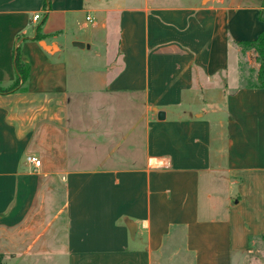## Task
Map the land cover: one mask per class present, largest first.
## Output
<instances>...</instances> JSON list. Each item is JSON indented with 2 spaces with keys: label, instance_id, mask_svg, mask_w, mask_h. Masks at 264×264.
Masks as SVG:
<instances>
[{
  "label": "crops",
  "instance_id": "1",
  "mask_svg": "<svg viewBox=\"0 0 264 264\" xmlns=\"http://www.w3.org/2000/svg\"><path fill=\"white\" fill-rule=\"evenodd\" d=\"M176 1L0 0L1 264H264L260 3Z\"/></svg>",
  "mask_w": 264,
  "mask_h": 264
},
{
  "label": "trees",
  "instance_id": "2",
  "mask_svg": "<svg viewBox=\"0 0 264 264\" xmlns=\"http://www.w3.org/2000/svg\"><path fill=\"white\" fill-rule=\"evenodd\" d=\"M260 3V9L258 11V19L264 25V0H258ZM36 39H41L40 34H36ZM238 45L241 46L242 50H253L255 53V60L258 63V69L256 72V80L250 85L255 88H263L264 89V27L262 31L257 35V37L253 40L239 42ZM19 47L16 46L13 50V62L14 67L17 72V77L15 81V86L19 83H24L27 79L28 68L25 64L20 62L19 59ZM13 90V87L8 89H1L0 93H8ZM264 238V235L262 236ZM0 264H1V255H0Z\"/></svg>",
  "mask_w": 264,
  "mask_h": 264
},
{
  "label": "rangeland",
  "instance_id": "3",
  "mask_svg": "<svg viewBox=\"0 0 264 264\" xmlns=\"http://www.w3.org/2000/svg\"><path fill=\"white\" fill-rule=\"evenodd\" d=\"M180 1L183 2V0H177L176 2L180 3ZM251 78H253L252 75H251L250 78L246 77L245 81H243V82L246 83L247 85L251 84L252 83V79ZM61 182H62V180H55V179L48 180L47 187L50 189V191H49V193H51L50 196L52 195L53 197H55V189L59 188V185H60ZM257 244L258 245H257L256 249L259 251L257 260H259V262H260L261 259H259V258L262 256V252H264V238H261V240H259L257 242ZM257 260L255 259V262H257ZM234 262H235V264H243L242 260H240V259L234 260Z\"/></svg>",
  "mask_w": 264,
  "mask_h": 264
},
{
  "label": "built area",
  "instance_id": "4",
  "mask_svg": "<svg viewBox=\"0 0 264 264\" xmlns=\"http://www.w3.org/2000/svg\"><path fill=\"white\" fill-rule=\"evenodd\" d=\"M40 19H41L40 14H36V15H34V16L32 17V21H38V20H40ZM87 19H89V18L87 17ZM27 161H28L29 163L33 164L34 167H38L39 164H40L39 160L36 159L35 157H27Z\"/></svg>",
  "mask_w": 264,
  "mask_h": 264
},
{
  "label": "water",
  "instance_id": "5",
  "mask_svg": "<svg viewBox=\"0 0 264 264\" xmlns=\"http://www.w3.org/2000/svg\"><path fill=\"white\" fill-rule=\"evenodd\" d=\"M72 45L75 46V47H80V48L84 46L80 42H73ZM157 118L160 119V120H162L164 118V113L162 111H159L157 113Z\"/></svg>",
  "mask_w": 264,
  "mask_h": 264
}]
</instances>
